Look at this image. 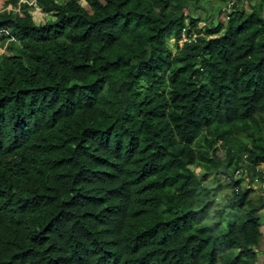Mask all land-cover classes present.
I'll list each match as a JSON object with an SVG mask.
<instances>
[{"label":"trees","instance_id":"obj_1","mask_svg":"<svg viewBox=\"0 0 264 264\" xmlns=\"http://www.w3.org/2000/svg\"><path fill=\"white\" fill-rule=\"evenodd\" d=\"M203 1L0 13L17 41L0 57V264H259L263 200L232 183L213 208L217 174L264 163V1L214 0L233 11L202 27Z\"/></svg>","mask_w":264,"mask_h":264},{"label":"clouds","instance_id":"obj_2","mask_svg":"<svg viewBox=\"0 0 264 264\" xmlns=\"http://www.w3.org/2000/svg\"><path fill=\"white\" fill-rule=\"evenodd\" d=\"M7 0H5L3 3H2V8L0 9V13L4 12V11H12V12H19L20 10V5L21 4H27L29 7H30V13L32 14V11L34 10V12H38L41 16L45 13H42L41 10L39 9V7L37 6V4L35 3V0H19L17 5L16 6H8V7H5V2ZM81 1H84V0H81ZM264 1V0H263ZM85 3V2H84ZM230 1L222 8L223 9H227L229 8V4ZM232 2H231V6H232ZM233 11V9L231 8L230 11L227 13L225 12H222V16H223V13H225V19L227 18V16ZM46 15V14H45ZM33 17V20L34 19V16L32 15ZM43 17V16H42ZM228 19V18H227ZM41 19H38V20H35V21H40ZM192 37H195V36H192ZM191 37H187L186 39V36H183V39L180 40V44L182 45L183 41L184 42H191ZM196 40V39H195ZM11 43H17L15 37H13L6 29H0V57L5 55V56H9V53L7 52V47L9 46V44ZM245 159V157H244ZM261 164H264V163H259V164H256L255 165V171L259 172L261 174V177L263 176L262 173L260 172V167H261ZM242 171V174L241 176L239 177V179L237 180H234L233 179V176L235 174V172L237 171ZM232 175V177H228V176H224L222 173H219L217 174V179L219 181V184H223L225 187H227L228 185H232V183H237L238 185L236 187L233 188V191L235 193H238L240 189H249L251 188V182L256 180L258 177H255L254 179L250 178V172L244 167V166H241L239 167L236 171H235ZM225 178H229L230 181L227 182L225 180ZM208 179L210 180H213L214 177L213 176H209ZM242 181H245L246 182V185H243L242 186ZM226 183V184H225ZM229 195H225L224 197H218L216 196L215 198V203L216 204H220V201H225L221 207L223 208L225 206V204L229 201L231 195L228 197ZM227 218L224 217L220 223H221V227H225L227 225ZM223 223V224H222Z\"/></svg>","mask_w":264,"mask_h":264},{"label":"rangeland","instance_id":"obj_3","mask_svg":"<svg viewBox=\"0 0 264 264\" xmlns=\"http://www.w3.org/2000/svg\"><path fill=\"white\" fill-rule=\"evenodd\" d=\"M5 0H0V9L2 8V3L4 2ZM60 1H62V0H60ZM253 0H251V3L253 4ZM243 3V6H245V8H248V4H247V1H245V2H242ZM82 5L87 9V11H89L88 10V8L86 7V5H85V3H84V1H82ZM229 5V8H227V9H225L226 10V12H228V11H230V9L232 8V6H231V2L228 4ZM210 7H212V8H210ZM224 6H219V5H217L215 2H214V0H205V1H203L198 7H196L193 11L190 9V13H191V15L193 14L194 15V18H196V19H198V20H200L201 21V23L200 24H202V27H203V25H205V26H210V25H212V24H215L216 23V21H219V22H222V23H224V18H225V13H223V16H222V8H223ZM218 12H220V14H218ZM32 15L34 16V19L35 20H38V19H41L40 20V22L42 21L43 23L44 22H46L47 20H49L50 19V17H51V15L49 14V15H45V14H43L42 16L38 13V12H34V10L32 11ZM210 16H213V18L214 19H212V17H210ZM223 18H222V17ZM211 18V21L209 20ZM226 20V19H225ZM210 21V22H209ZM40 22H38L37 24H39ZM171 49H172V46H171ZM201 83H205L204 82V78H202V80H201ZM219 156L220 157H223L224 156V154L223 153H219ZM211 183H212V180H210V179H208L207 181H206V185H211ZM226 184V183H225ZM223 185V184H222ZM227 193H230V189H228V188H226L225 187V190L224 191H222L221 193H219L218 195H217V198L218 197H224L225 195H227ZM229 196L231 195V194H228ZM250 198H251V200L253 201V202H255V203H257V202H259L260 201V199H259V197H258V195L256 194V193H252L251 194V196H250ZM225 201H220V203H221V205L224 203ZM221 205L220 204H214V208H213V211L214 210H216V211H218V210H220L222 207H221ZM232 212H234L233 210H232ZM237 214V213H236ZM237 216H238V214H237ZM235 218H236V216H234ZM223 224V223H222ZM261 261L259 262V264H264V260L263 259H260Z\"/></svg>","mask_w":264,"mask_h":264},{"label":"crops","instance_id":"obj_4","mask_svg":"<svg viewBox=\"0 0 264 264\" xmlns=\"http://www.w3.org/2000/svg\"><path fill=\"white\" fill-rule=\"evenodd\" d=\"M261 171L264 172V164H261L260 172ZM256 174L257 176H254V177H258V178L251 182L252 193H256L259 199L263 200L264 202V180H263L264 176L261 177V174L257 171H256ZM249 177L251 178V176ZM243 185H246L245 181H242V186ZM259 215L261 219L260 231L262 233V237L259 242V246L255 249V252L258 254V260L260 262L261 261L260 259L264 260V209L260 211Z\"/></svg>","mask_w":264,"mask_h":264},{"label":"built area","instance_id":"obj_5","mask_svg":"<svg viewBox=\"0 0 264 264\" xmlns=\"http://www.w3.org/2000/svg\"><path fill=\"white\" fill-rule=\"evenodd\" d=\"M222 12H225L226 13V10L225 9H223L222 10ZM229 12V11H228ZM227 12V13H228ZM191 41H193V42H195V37H191V39H190ZM261 173L263 174V176H264V172H262L261 171ZM241 174H242V171L240 170V171H237V172H235V174H234V176H233V179L234 180H237V179H239V177L241 176ZM225 180L227 181V182H229L230 181V179L229 178H225ZM263 180H264V178H263Z\"/></svg>","mask_w":264,"mask_h":264}]
</instances>
